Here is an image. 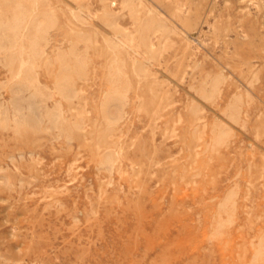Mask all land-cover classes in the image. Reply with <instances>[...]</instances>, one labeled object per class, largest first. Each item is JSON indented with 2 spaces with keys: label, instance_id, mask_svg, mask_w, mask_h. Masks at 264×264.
Returning a JSON list of instances; mask_svg holds the SVG:
<instances>
[{
  "label": "rangeland",
  "instance_id": "1",
  "mask_svg": "<svg viewBox=\"0 0 264 264\" xmlns=\"http://www.w3.org/2000/svg\"><path fill=\"white\" fill-rule=\"evenodd\" d=\"M27 8L13 40L4 24L14 7L0 2V264H264L254 260L264 239V0ZM29 68L51 93L70 76L73 100L53 105L83 126L71 142L48 124L41 141L19 132L14 114L4 124ZM115 68L132 90L104 134ZM222 124L230 135L218 146ZM109 151L112 170L101 166Z\"/></svg>",
  "mask_w": 264,
  "mask_h": 264
},
{
  "label": "bare ground",
  "instance_id": "2",
  "mask_svg": "<svg viewBox=\"0 0 264 264\" xmlns=\"http://www.w3.org/2000/svg\"><path fill=\"white\" fill-rule=\"evenodd\" d=\"M29 1H34V0H0V2H3L5 4H12L15 10L13 21L9 24L8 23L4 24V28L12 36L13 40H18L25 33L27 19H28V12H29L27 8V2ZM51 25H52V19H49L46 28L41 29L39 35L33 40V45L35 48L39 47L40 43L44 38L45 33L47 32L48 29H50ZM24 77H25V81L20 82L16 80L12 85L13 97L10 104V108H4L3 111L1 112L4 124L6 125L8 123L9 115L14 114L17 118L15 120H17L18 123L17 129L19 132H24L27 129H29L31 130L33 135H39V140L41 141L44 138V133H46V129L48 128L51 131L57 132L55 137L56 140L60 138H65L67 139V141L69 140V142H71L73 138L71 135V130L75 126L81 129L83 128V126H81L80 124H74L70 122L66 112H64L65 110L63 111L62 107L59 105L58 106L53 105V101L55 100L56 95L61 96L62 99L65 101L71 102L73 100L75 92L72 87V80L70 76L68 74L63 75L61 81L58 84L56 93L54 92L51 93V91L47 92L45 90L35 88L37 83V77L34 76L31 68L27 70L26 75ZM131 90H132V86L129 82L124 80V74L122 72V69L115 68L113 74V87L110 93L108 94L105 103L106 128L104 130V134L105 132L115 130L117 128V125L123 119L124 107L129 102V98H130L129 94ZM166 95H167V91L163 90L159 94L157 101L163 102L164 101L163 99L166 97ZM25 104L27 105V108L30 111V116H28L27 113H25L24 110ZM0 107H4V105L0 104ZM45 124H48L47 128L45 127L46 126ZM223 124L221 127L218 126L219 130L215 137V144L218 146L225 143V141L228 139L230 135L228 129L224 127L225 125ZM105 141H106V136L104 135L98 144L99 145L98 148H100L101 146H105L106 144ZM25 154H26L25 151L23 150L19 151L20 156H24ZM115 156H117V154L114 152L111 151L107 153L105 152V154L102 157L101 166L103 168L111 169V170L112 168H115V162H116ZM220 219L221 218H219V220ZM223 221L224 220H221V222ZM227 222L229 223V221ZM226 224L222 223L220 224L221 226H219L218 228L216 227L217 228L215 233L216 236H218L221 233H224V228ZM221 229L222 231H220ZM254 260L256 262L259 261L258 263L264 260V239L262 240L259 247L255 251Z\"/></svg>",
  "mask_w": 264,
  "mask_h": 264
}]
</instances>
